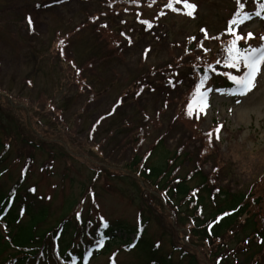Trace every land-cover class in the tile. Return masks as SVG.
Instances as JSON below:
<instances>
[{"label": "rangeland", "instance_id": "rangeland-1", "mask_svg": "<svg viewBox=\"0 0 264 264\" xmlns=\"http://www.w3.org/2000/svg\"><path fill=\"white\" fill-rule=\"evenodd\" d=\"M167 2L156 0L149 6L151 0L136 5L128 0H0V151L5 158L0 187L14 191L21 181L23 199L47 207L40 225L44 232L63 218L71 220L73 232L78 223L94 230L104 222H126L142 226L163 254L171 253L172 243L180 245L184 238L182 229L179 233L172 229V221H179L178 226L192 224V205L187 200L173 209L176 199L151 192L131 167L134 158L145 156L152 164L163 155L177 156L176 174L188 179L197 197L205 196L209 210L215 203L201 186L203 178L213 194L216 189L250 194V216L264 224V79L258 77V88L239 107L233 97L212 94L206 121L201 122L203 114L195 110L192 117L187 115V104L205 69L212 77L207 86H234L218 73L237 74L223 63L224 47L232 37L221 36L238 7L236 0H192L197 4L193 17L183 14V4L175 5L180 12H172L164 7ZM245 10H255L251 0ZM142 20H150L153 28L147 29ZM105 23L108 27H101ZM201 29L217 39H205ZM239 30L254 33L256 38L248 41L252 46L264 43L259 40L264 35L261 18L254 17ZM121 33L133 42L129 44ZM192 36L197 40H190ZM197 41L210 51L205 53ZM149 46L152 51L145 59ZM244 70L241 67L239 74ZM218 123L225 127L217 142ZM208 132L213 133V143ZM245 219L241 232H236L239 236L228 235L224 242L222 251L232 258H244L240 252L247 249L241 239ZM5 230L0 222V232ZM194 238L200 240L192 238L186 248L193 253L209 250V260L213 259L211 242ZM137 251L116 245L90 264L113 259L118 264H140ZM174 254L179 261V252Z\"/></svg>", "mask_w": 264, "mask_h": 264}, {"label": "trees", "instance_id": "trees-1", "mask_svg": "<svg viewBox=\"0 0 264 264\" xmlns=\"http://www.w3.org/2000/svg\"><path fill=\"white\" fill-rule=\"evenodd\" d=\"M32 143L30 144L33 145ZM4 159L0 151V165ZM176 161V155H163L159 161L152 164H149L148 157L145 156L141 160L134 158L133 164L127 163L132 165L137 177L151 192L163 194L169 201L170 198H175V202L172 201L175 204L173 209H179L187 200L188 205H192V224L178 226L179 221H176V224L172 221V229L177 233L182 229L184 238L182 237L180 245L172 243L171 253L163 254L158 244H154L145 234L142 226L133 227L126 222L115 225L108 223L107 228L101 225L94 230L78 223L73 232L71 220L63 218L56 227L44 232L40 225L46 220L48 209L40 203L31 202L27 197L23 199L20 195V181L15 184L14 191L7 192L0 187V222L6 227L5 234L0 232V264H71L72 256L77 258L76 264H84L83 257L91 253L88 256L90 264L94 257L107 254L116 245L126 249L137 248V252L142 256L140 264H264V243H261L264 240V224L259 225L255 217L250 216L249 205L252 196L246 193L229 194L222 189L213 194L208 181L203 178L201 186L205 187L204 190L209 195H213L212 201L215 203L214 209L209 210L205 196L197 197L198 194L194 193L195 189L190 186L188 179L176 174ZM194 197H197V202L192 201ZM254 202L259 203V198H255ZM225 212L230 214L224 216ZM244 216L246 219L243 222L244 232L241 239L247 244V249L240 252L243 259L238 255L232 258L230 252L222 249L228 235L235 233L239 236L236 232H241L238 230ZM218 217L222 219L217 220ZM189 229L191 232L186 236ZM101 234L104 235L105 241L103 247L98 248L96 241L100 239ZM133 234L135 238L131 240L130 236ZM75 235L78 236V241L74 238ZM196 236L211 242L210 253L214 256L213 259L209 260V250L202 249L201 252L193 253L186 248L192 238L193 242L200 240L194 238ZM130 245L132 247H129ZM175 251L180 254L177 262L174 260ZM107 264H113V261ZM115 264L118 262L115 261Z\"/></svg>", "mask_w": 264, "mask_h": 264}, {"label": "snow or ice", "instance_id": "snow-or-ice-1", "mask_svg": "<svg viewBox=\"0 0 264 264\" xmlns=\"http://www.w3.org/2000/svg\"><path fill=\"white\" fill-rule=\"evenodd\" d=\"M60 2H62V0H60ZM128 2L133 5H136L140 3V0H128ZM251 2L255 5V10L246 11L245 3H247V0H245V3H242L241 0H236V4L238 7L235 10V13L232 18L228 21L225 31L221 33V36L230 35L232 37V39L228 41L227 45H225L224 47V50L227 53V57L223 61L224 66L226 69L237 70V74H234L232 71L226 70L222 73H218V75H222L228 81H231L234 86H229L227 88L220 86H207L212 80V77L207 74L208 70L205 69V74L201 76L199 78V82L195 84V90L192 92L191 99L187 104L188 117H192L193 112L195 110L198 114H203L202 120L200 115H197V119L201 120V122L206 121L209 114V110L212 107V105L209 103L210 95L212 94H219L221 96L227 95L233 97L235 106L239 107L258 88V77L260 79H264V72H262L261 70V66L264 65V43H260L258 47H254L248 43L249 40H253L256 38L254 33L249 31L244 34L242 30L238 31L241 25H244L247 21H252L254 17H259L264 20V0H251ZM155 3L156 0H151V4L149 6ZM177 4H183L184 15L188 17H193L195 15L197 4L195 2H192V0H168L164 7L170 9L172 12H180L181 9L175 7V5ZM124 11H128V9L125 8ZM161 15H164V13L161 12ZM137 17H139V14H137ZM98 19V17L94 18V20ZM122 23H124V21H122ZM141 23L146 25L147 29L153 28V24L150 20H142ZM28 24L29 26L33 25V20L31 17L28 18ZM101 27L107 28L108 25L105 23L101 25ZM200 31L205 34V39H217V37H209L207 35V29H201ZM121 35L126 37L129 44L133 42L132 37L129 36L127 33H121ZM190 40L195 41L197 40V38L195 36H192L190 37ZM259 40L264 41V35H260ZM240 42H243V47L238 46ZM60 43L61 45H63L64 41H60ZM197 43L205 53L210 51V49L204 48L203 41H197ZM151 51L152 49L150 46L144 50L145 59H147V54ZM61 54H64L63 50H61ZM215 63L218 65L221 63V60L218 59ZM73 67H75L74 64ZM171 67L172 65L169 64L168 68ZM241 67H243L245 70L242 72V74H239V69ZM209 69H211L212 72L217 71L215 68L212 67V65H209ZM77 73H79V69H77ZM153 75H155V73H153ZM29 83L31 82L29 81ZM168 83L170 86H174V82L172 80H169ZM152 91H154V89H152ZM142 92L143 89H141L140 92L137 93V95H140ZM119 103H123V100L121 99ZM165 107H167V104H165ZM228 111L231 113L234 111V109L229 108ZM101 119H103V117H101ZM224 127L225 126L223 123L217 124V127L215 129V140L217 142L220 141L222 138L221 130L224 129ZM206 136L208 138L209 143H213V133L208 132L206 133ZM213 170L219 171V169ZM213 183H215V181H213ZM31 191L35 192V189H31ZM216 191L218 192L219 189H216ZM229 214L230 213L225 212L223 215L227 216ZM81 215L82 214L80 212H77V219H80ZM100 219L101 221L105 220L104 217H101ZM219 219H222V217L217 218V220ZM103 227L107 228L108 223L104 222ZM104 241L105 237L103 234H101L100 239L96 241L97 247H103ZM261 243H264V240H262ZM129 247H132V245H130ZM89 255H91V253H88L83 257L84 264H88ZM113 257H115V254H113ZM76 259L77 258L75 256H72L71 264H76ZM113 264H115L114 259Z\"/></svg>", "mask_w": 264, "mask_h": 264}]
</instances>
